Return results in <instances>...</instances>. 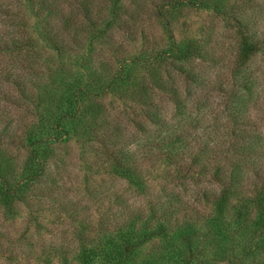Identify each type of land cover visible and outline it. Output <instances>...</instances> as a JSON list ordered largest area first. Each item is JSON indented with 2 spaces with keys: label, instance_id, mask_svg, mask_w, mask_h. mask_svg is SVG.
<instances>
[{
  "label": "trees",
  "instance_id": "1",
  "mask_svg": "<svg viewBox=\"0 0 264 264\" xmlns=\"http://www.w3.org/2000/svg\"><path fill=\"white\" fill-rule=\"evenodd\" d=\"M119 1L0 0V102L13 106L22 116L16 125L0 116V200L7 210L10 211L15 200H24L26 189L41 181L43 176L46 180L52 178L51 173L46 174L45 165L53 155L55 143L78 134V124L86 125L75 123L70 129L67 123L74 118L80 102L124 84L134 66H130V62L145 63L162 56L154 55L160 53V49L147 56L117 54L122 46H114V37L108 31L118 24L124 31L122 37H126L129 28L127 19L118 12L122 7ZM251 1L242 0L241 3ZM151 2L158 6L157 16L162 15L164 5L178 7L190 3L199 8H215L211 0ZM229 16L228 22L237 28L236 55L231 60L232 70L236 71L254 53L264 52V29L260 33L258 29L250 32L238 15ZM40 38L58 53L68 55V61L51 62L49 57L42 61L37 50ZM96 42L109 44V51L113 53L103 59L100 55H92ZM198 42L189 39L177 60L204 58L199 55ZM104 59L117 60L116 69L107 63L110 68L105 69ZM178 68L179 75L194 79V70L184 69L181 64ZM149 75L154 84L162 80L154 71ZM145 81L141 90L135 92L138 99L148 94ZM237 82L242 84L240 80ZM222 83L219 84L224 96L222 103L228 106L240 96L234 87L225 89ZM234 84L232 82V86ZM160 88L165 91L163 85ZM180 98L177 95V103ZM238 101L241 102L239 110L246 114L241 122L235 121L234 112L232 116L229 114L234 120L225 125L226 136L177 137V152L163 153L168 160L166 165L170 166L162 176L165 180L160 184L162 189L170 185V191L175 193V188L181 186L178 196L187 197V201L188 196L193 197L203 206L210 205L211 210L197 209L190 213L183 207L182 197L177 205L168 203L162 199L169 194L160 189L163 193L155 194L158 200L150 198L145 203L148 215L126 206V210H120L112 218L102 212L94 219L80 215L78 199L64 202L63 198L53 200L50 196V200L40 199L44 207L37 212L40 215L44 210L48 216L60 211L56 222L62 223L65 222L62 213L70 215V237L61 236L62 227L58 229V225L53 227L55 231L50 229L51 233L46 229L49 237L38 233L37 237L15 239L3 232L0 256L16 264H195L203 262L194 245L197 233L205 229L204 240L217 241L220 245L213 252V261L221 263L224 258H233L235 247L242 244L239 251L248 256L249 262L245 264H249L256 249L264 254V91L257 97L249 95ZM251 107L256 108L253 116ZM8 113L6 108L1 110L0 107V114ZM77 121H83L81 113ZM93 121L97 124L95 118ZM92 133L96 135L97 131ZM103 151L109 154L117 172L130 178L133 185L138 186L147 174L142 167L131 165L129 155L108 147ZM210 182L216 184L215 188L208 187ZM192 183L197 185L188 194L189 187L184 188V185ZM50 189L46 188L47 192L50 193ZM230 230L241 234L243 240L237 243ZM155 236L163 237L167 245L146 251L141 245ZM253 238L257 239L255 244Z\"/></svg>",
  "mask_w": 264,
  "mask_h": 264
},
{
  "label": "rangeland",
  "instance_id": "2",
  "mask_svg": "<svg viewBox=\"0 0 264 264\" xmlns=\"http://www.w3.org/2000/svg\"><path fill=\"white\" fill-rule=\"evenodd\" d=\"M151 1L120 0L119 5L122 7L118 12L127 19L129 25L125 32L126 37H122L124 31L118 24L111 27V32H108L114 37V46H122L120 48L122 51L117 53L118 55L125 53L131 55L130 57L137 54L147 56L160 49L161 52L154 55L162 56L158 60L150 59L145 63L130 62V66H134L129 70V79L124 84L109 89L97 97H86L78 104L74 118L67 121L68 126L72 129L75 123L83 125L84 122L86 125L78 124V134L72 135L66 141L55 143L53 155L45 165L46 174L51 173L52 178L46 180L43 176L41 181L27 188L24 200H15L10 205V211L0 200V241H3L1 236L3 232L9 233L15 239L20 236L37 237L38 233L49 237L50 229L57 225L58 229L62 227L59 233L61 236L70 237L72 234L70 215L67 217L62 210L64 212L62 216L65 218V222L62 223L56 222L60 211L48 216L44 210L40 215L37 212L38 208L44 207L41 201L50 200L51 197L53 200L63 198L64 202L78 199L80 215H89L94 219L102 212L112 218L120 210H126V206L148 215V205L145 203L150 198L158 200L155 194L161 192L160 189L171 197L167 196L162 200L177 205V200L182 197L186 202L187 197L177 194L181 186H177L174 193L170 191V185L165 189L160 185L165 182L162 176L170 166L166 165L168 160L163 153L177 152V137L226 136L228 131L225 125L234 120L230 117L232 113H235V121L238 122H241L246 114L239 110L241 102L238 100L249 95L257 97L263 93V51L254 53L240 64L236 71L232 70L231 60L236 55L237 28L228 22V18L229 15H238L241 22L249 27L250 32L258 29L257 32L260 33L264 29V0H252L246 4H242V0H211L215 3V8H199L190 3L178 7L164 5L160 16L156 15L158 6ZM189 39L199 40L201 49L199 55H204V58L177 60V55H180ZM110 47L109 44L105 46V43L96 42L92 55H100L102 59L109 57L113 53L109 51ZM37 50L41 53L38 57L42 58V61H46L48 57L51 62L69 59L68 55L58 53L47 45L43 38H40V47ZM106 63L113 64L115 70L118 61L104 59L102 65L105 69L110 68ZM179 64L184 69L194 70L193 80L179 75ZM153 71L162 79L160 83L154 84L149 78V73ZM144 80L148 94L138 99L139 95L135 92L141 90ZM237 80L242 84L239 85ZM221 81L223 88L234 87L240 96L228 106L222 103L224 96L222 97L223 91L219 88ZM232 82L236 84L232 86ZM161 85L165 91L161 90ZM177 95L181 97L178 103ZM251 102H254V99ZM6 105L5 102H0L1 110L6 108L9 111L7 115L0 116L16 125L22 116L15 112L13 106ZM250 109L252 113H249L253 116L256 108ZM80 113L81 118L83 117L82 122L77 121ZM94 118L97 124L93 121ZM93 130L97 131L96 135L92 133ZM104 147L117 149L120 153L129 155L132 166L142 167L143 172L147 174L139 181L138 186L133 185L130 178L117 172L109 154L103 151ZM57 172H60V175H57ZM196 185L192 183L189 186L184 185V188L189 187L186 189L189 194ZM215 185L208 183V187L215 188ZM46 188H52L50 193ZM43 193L44 198H40ZM188 200L182 205L190 213L197 209L211 210L210 205L203 206L193 197L188 196ZM46 229H49L50 233L46 232ZM230 233L237 243L243 240V236L236 231L230 230ZM205 235V229L197 233L194 250L203 262L195 264L249 262L248 256L239 251L242 244L235 247L233 258H224L221 263L213 261L212 257H215L213 252L220 248V245L217 241L204 240ZM256 241L257 239H254L253 244ZM175 243L177 244V241ZM166 245L163 237L155 236L141 246L146 251H152ZM255 253V256L251 254L249 264H264L262 250L258 248ZM0 264L16 262L10 263L0 256Z\"/></svg>",
  "mask_w": 264,
  "mask_h": 264
}]
</instances>
